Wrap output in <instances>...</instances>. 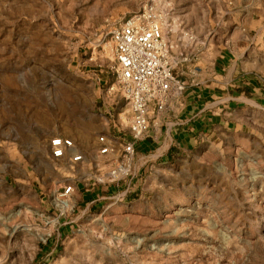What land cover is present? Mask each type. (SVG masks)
<instances>
[{
	"label": "rangeland",
	"instance_id": "374dc122",
	"mask_svg": "<svg viewBox=\"0 0 264 264\" xmlns=\"http://www.w3.org/2000/svg\"><path fill=\"white\" fill-rule=\"evenodd\" d=\"M139 16L162 27L184 91L223 90L239 126L168 154L174 126L153 111L131 177L98 183L116 163L96 162L104 128H120V148L132 139L109 93L112 31ZM56 136L85 164L53 160ZM0 262L264 264V0H0Z\"/></svg>",
	"mask_w": 264,
	"mask_h": 264
},
{
	"label": "built area",
	"instance_id": "2783aa9c",
	"mask_svg": "<svg viewBox=\"0 0 264 264\" xmlns=\"http://www.w3.org/2000/svg\"><path fill=\"white\" fill-rule=\"evenodd\" d=\"M112 40L117 84L109 93L126 103L131 114L128 128L132 139L120 148L114 139L99 138L100 156H109L119 150L121 153L114 166L103 177H98V183L131 177L137 143L151 128L150 114L163 112L169 101L184 91V85L174 75L175 66L169 58L159 23L146 16L130 19L112 31ZM50 155L55 161L67 158L74 165L84 161L83 154L75 152L74 141L61 136L50 141ZM73 193V186L63 187L59 199L66 204Z\"/></svg>",
	"mask_w": 264,
	"mask_h": 264
},
{
	"label": "crops",
	"instance_id": "0c3cea01",
	"mask_svg": "<svg viewBox=\"0 0 264 264\" xmlns=\"http://www.w3.org/2000/svg\"><path fill=\"white\" fill-rule=\"evenodd\" d=\"M235 66L236 64L233 65L232 68L229 67V70H225V72L223 71L225 74H222L221 78L224 79L227 76V79H224L223 82H221L220 86L222 89H226L227 83L233 80V74L236 70ZM185 85L186 89L182 96L172 98L169 101L168 108L165 112H159L157 114L153 113L151 116V122L153 125H164L165 123L166 126H174V130L171 129V127H167L165 134L161 136L162 140L165 142L164 144L167 146L165 151L168 154L175 149L185 153L190 145H197L199 140L203 143V138L207 140L209 138L213 139L209 141V144H211L212 141L217 139V137H222L223 134L221 131H231L237 129L239 126L234 118H232L237 111L236 109H233L235 100L230 97H224L223 94H225V92H223V90L221 94H219L216 89H213V87L196 86L194 84H188L187 81L185 82ZM119 133L120 128L108 124L101 135L120 140V137L118 138ZM153 135L155 136V142L159 141V136L153 132L150 138L154 137ZM148 143L149 140L140 143L139 146H137L138 151H141L143 147L148 145ZM202 143L199 145L202 146ZM151 146H153V144ZM94 155H96L97 163H99V159L104 162H116L113 154L109 156H100L97 150ZM140 156L141 154L139 152L137 157ZM155 157L157 158L158 156ZM85 158L87 160V157ZM90 159L93 160V158ZM83 164H85V161ZM96 166H99V164ZM109 167L110 166H108V168ZM103 188L105 187L98 186L97 190H104L109 193L108 189L106 190V188ZM76 190L77 189L75 188L74 198L77 194ZM97 190L91 191L96 194L98 193ZM92 192L89 191V193Z\"/></svg>",
	"mask_w": 264,
	"mask_h": 264
}]
</instances>
